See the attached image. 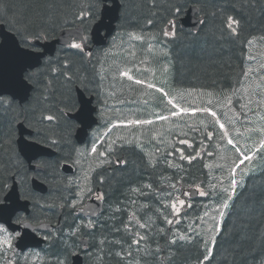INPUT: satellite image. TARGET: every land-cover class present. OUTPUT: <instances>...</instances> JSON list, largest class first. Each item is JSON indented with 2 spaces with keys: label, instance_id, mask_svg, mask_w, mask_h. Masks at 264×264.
<instances>
[{
  "label": "snow or ice",
  "instance_id": "obj_1",
  "mask_svg": "<svg viewBox=\"0 0 264 264\" xmlns=\"http://www.w3.org/2000/svg\"><path fill=\"white\" fill-rule=\"evenodd\" d=\"M189 2L190 0L162 2L151 0L149 5L151 9H157L158 4L162 8V11H152L146 18V25L156 30L150 35H146L143 29L138 32L130 31L127 33L129 43L139 41L146 44L148 52H153L155 48L153 41L166 48L168 43L176 38L178 20L185 14V7ZM199 2L200 0H191L192 4ZM236 2L243 8L250 0ZM108 3L109 0H82L79 8L71 13V20L65 17V24L71 23L76 27L70 33L72 39L64 44L66 50L64 58H58L55 62L45 59V44L50 38V30H54L51 28L53 17L50 15L35 30H30V26L22 20L14 19L11 25L13 34L0 39V87L3 86L5 69L16 67H19L17 81L39 83L35 79L39 73H23L25 65L32 67L33 63H39L41 60H44V67L49 72L63 77L65 82H73L74 62L71 55L81 58L87 56L89 59L93 57L92 51L87 47L88 40L93 35L89 29H93L95 38L100 43L107 41L111 36V25L107 22L108 14L104 10ZM4 10L3 0H0V11ZM200 11H203V8ZM209 15L214 20L219 15L221 39L229 41L239 39L241 31L239 19L233 15L213 11L204 12L197 23L206 28ZM104 29L108 30L107 35H101V30ZM115 39L112 37L113 47L117 46ZM254 39L247 40L246 44L252 45ZM261 39L264 40V37ZM131 47L135 45L131 44ZM70 50L75 51L69 55ZM248 59L253 61L256 57L250 54ZM119 75L134 81L136 85L160 93L159 102L164 106L162 111L169 113L168 115H163L162 112L152 113L155 121L148 118L127 121L128 125L138 128L149 126L147 132L141 134L149 135V142L156 145L154 152L145 155L148 156L149 168L153 171L160 169L159 181L142 184L129 190L136 197H145L146 202L140 204L138 210L131 211L127 221H121L122 226L112 229L114 233L120 234L119 238H109L107 235L98 238L94 216L91 214L84 216L83 208L79 209L80 214L74 213L77 212V204L83 203L86 198L94 196L97 201H103L105 198V193L99 189L94 190L93 179L89 173H95L97 168L112 164L111 156L116 150V141H108L111 129L102 135L94 132L90 147L84 149L77 148L63 136L52 138L44 134L43 129H37L35 137L26 140L21 148L27 163L21 160L20 153L16 152L14 147L10 149L8 161L6 163L0 161V264H32L38 258L42 264H67L69 255H78L73 249H79L80 245L84 246V251L90 254L95 264H155L159 254L166 248L178 243L194 242L197 246L203 245L205 249L203 260L197 258L196 264H204L210 257L214 258L209 245H215L217 236L222 232L225 216L236 206V201L241 195L238 190L244 187L245 177H251L255 173L258 161H264V63H261L258 69L251 64L242 66L235 81H229L218 91L193 89L192 91L201 98L196 105L188 100L192 93L187 90H173L175 93L173 94L146 80L134 79L129 70H122ZM51 85L52 81L49 80L44 85L45 91ZM85 91H88L86 87ZM47 99L45 96L44 100ZM78 103L79 108H76L75 104L72 105L75 115L62 110H58L59 115L45 114V111H41L38 123L40 125H44L45 122L49 125L54 123L59 127L60 120L64 116H69L79 124L90 127L89 121L95 110L90 107L92 100L81 99ZM0 108L16 110L12 100L2 94ZM189 120L193 122L189 123ZM157 121L167 122L170 127L156 128L154 125ZM190 133L193 134L191 138ZM196 135L202 137L198 142L195 141ZM205 141L211 142L208 146H214V151L207 150ZM105 144L107 146L100 150ZM161 145L164 147L161 148ZM137 146L143 151L140 144ZM3 147L4 143H0V148ZM46 147L59 148L64 163L52 164L43 159ZM186 149H193L195 154L186 152ZM203 154L224 161L215 165H204L210 171L219 172L218 176H213L214 183L207 180L199 184L189 183L183 176L178 175L183 170V163H178L177 159L191 164L193 160L201 159ZM89 158L96 162L95 166L89 162ZM85 163H88L87 168L84 167ZM116 163L127 164V161L118 159ZM72 166L80 168L79 177L70 179L57 174V168L68 169ZM169 169L172 170V174L166 176L165 173ZM51 181L57 182V185L62 186L68 194L60 197L62 202L59 204L61 209L67 208L68 215L72 217L70 223L65 221V227L54 228L50 221L45 224L35 216L21 215L24 205L18 203L20 199L34 201L33 207L36 208L54 207L40 205L39 200L32 194L33 189ZM104 182L102 175L97 176L95 183L103 185ZM183 183H188L187 190L182 188ZM18 191L23 195H17ZM197 198L212 199L215 206L211 211L205 207L203 214L196 213L193 217L189 210L194 208L193 201ZM131 203L136 204L137 200L132 199ZM125 211L127 209L122 204L113 208L112 218H116V213ZM34 219L37 220L36 224L32 222ZM201 224L207 226L201 228ZM40 229L47 231L41 235ZM36 236L47 242L46 249L37 251L38 245L31 243V239ZM153 243L156 245L154 250L151 249ZM149 256L153 259H148ZM258 264H264V257Z\"/></svg>",
  "mask_w": 264,
  "mask_h": 264
},
{
  "label": "trees",
  "instance_id": "obj_2",
  "mask_svg": "<svg viewBox=\"0 0 264 264\" xmlns=\"http://www.w3.org/2000/svg\"><path fill=\"white\" fill-rule=\"evenodd\" d=\"M162 2V0H161ZM82 0H3L4 11H0V24H5L6 27L12 31V23L14 19L22 20L30 26V30L38 28L44 20L50 15L54 22L51 25L49 39L57 37L61 30L69 27H76L71 23H64L65 17L70 21L71 13L79 8ZM151 0H122L121 17L119 22L120 35H123L118 42L122 48H127L125 36L130 31L144 30L146 35H150L156 29L146 25V18H148L152 11H162L158 4L157 9L149 7ZM235 4V7H234ZM190 6H196L199 14L203 17L204 12L211 13L216 11L228 15H233L240 20V36L237 41H229L220 38L219 33V15L214 20L211 15L207 17V27H200L198 31H193L190 28H181L180 20L177 23L178 34L176 38L168 43L164 48L160 44L155 45L152 54L156 58L158 54L167 53L164 55L163 63L167 76L172 83L184 90L197 91H214L219 90L221 86L229 81H235L237 74L241 67L247 66L246 57L248 55L249 45L246 41L253 38L264 37V0H250L241 8L240 3L236 0H200L199 3L192 4L191 0L186 5L185 11ZM203 8V11L200 9ZM184 15V14H183ZM90 31V29H89ZM124 37V38H123ZM134 42V41H133ZM139 42V41H136ZM75 50H70L71 52ZM161 52V53H160ZM99 53V55H97ZM129 50L123 52V58L120 60L115 53H108L104 55L102 49L96 51L91 61L87 57L71 55L74 62L73 67V82H65L64 78L58 76L56 73L49 72L44 63L35 72L39 73L36 80L31 84L34 85V91L30 100L24 105H19L18 102L13 101L15 111L0 108V143H4V147L0 148V161L7 162L10 149L15 148L17 139V125L23 122L31 129H43L44 134L57 138L63 136L65 139L73 140V130L75 123L64 116L59 123V127L53 124L49 125L45 122L44 125L38 123L39 113L45 111V114L59 115L58 110L64 112L72 111V105H77L75 87H85L88 91L93 92L92 84H97V76L102 72V63L112 67H116V62L130 58ZM66 54L64 48H59L55 57L51 58L55 62L58 58L63 59ZM97 58L101 60L97 63ZM157 59H155L156 61ZM157 63V61H156ZM155 63V64H156ZM55 63L53 67H55ZM156 68V65H152ZM79 77V78H77ZM52 81L51 87L45 91L44 85ZM96 85V94L101 91ZM104 94V93H103ZM48 97L47 101L44 97ZM10 99L8 97H5ZM68 105L66 108L65 105ZM77 107V106H76ZM21 108H27V111H20ZM31 125V126H30ZM35 137V136H34ZM11 141L10 143H5ZM141 147L137 143L129 145H116V158L127 161V164L112 165V170H105L104 184L101 185L104 198V211L100 217L96 219L97 228L95 230L96 236L102 238L107 235L109 238H119V233H114V227H120L121 221H127L130 212L138 210L140 204L145 203V197H136L132 195L129 190L133 187H138L142 184L154 183L159 181L160 169L153 171L147 165L148 157L145 155V149L155 148L154 142L145 141ZM58 150H60L58 148ZM66 151V150H65ZM19 153V152H18ZM62 153L51 160L52 164H56L62 160ZM21 157V156H20ZM210 157L203 156L201 159H196L191 164L186 161L183 163V170L178 173L183 176L189 183L199 184L201 181H209L214 183L213 176H218L219 172L205 168V164L215 165L217 163L209 160ZM21 160H23L21 158ZM57 174L62 176L56 169ZM172 170L169 169L165 175H171ZM9 183H11L9 181ZM50 190L47 195L41 196L32 191L34 197L39 200L40 205H49L54 207H33L31 216H35L39 221L53 222L57 219L59 213V204L62 202L60 197L68 195L63 192L62 186H58L57 182L51 181L49 184ZM188 183H183L182 188L186 189ZM241 195L236 201V206L229 210L224 218L222 232L217 236L215 245H209L212 249L211 258L204 261V264H258V261L264 257V161H258L256 171L251 177H245L244 187L238 190ZM62 194V195H61ZM23 195V193H22ZM136 199L137 203L132 204L131 200ZM194 208L189 210L191 216L196 213L203 214L205 207L209 211L215 206L212 199L202 200L200 198L193 201ZM127 209L124 213H116V218L113 219L112 209L121 205ZM64 215L62 216V227H65V221L69 223L72 217L68 215L69 210L64 208ZM32 222L37 223V220ZM185 225H181L184 227ZM207 225L201 224L204 228ZM47 243V242H46ZM161 243H163L161 241ZM48 247V244L44 249ZM143 248L144 246L141 245ZM156 245L151 244V249L154 250ZM74 252H80L84 256V264H95L94 260L90 258V254L84 251V247L80 245L79 249H73ZM205 249L203 245L197 246L194 242L192 244L178 243L166 248L159 254L155 264H196L197 258L203 260ZM141 255H145L141 253ZM71 257L67 258V264H71ZM148 259H153L151 256ZM32 264H42L40 259L33 261Z\"/></svg>",
  "mask_w": 264,
  "mask_h": 264
},
{
  "label": "rangeland",
  "instance_id": "obj_3",
  "mask_svg": "<svg viewBox=\"0 0 264 264\" xmlns=\"http://www.w3.org/2000/svg\"><path fill=\"white\" fill-rule=\"evenodd\" d=\"M125 41L129 45L128 54L130 55V58H127L128 61H123V60L120 61L119 66H117L116 72L115 70L107 67L106 74H103L102 75L103 78L100 80V87L102 91H104L103 92L104 94L101 97V99L105 102V104L109 103V105H111V107L109 108H105L104 106L102 107L103 108L102 118H104V120L106 121L110 120L111 123L114 122L113 119H116L115 123L110 124L111 135L108 137L109 142L116 141V145H117L119 144L120 141H122L124 144L137 143L142 146V144H144L145 142L143 141V139L145 137L149 138V135L147 134L142 135L141 133H146L149 126H145L144 128L131 126L128 125L127 123L128 119L148 118V119H153L155 121V116L152 115V113L162 112L163 115H168L169 113L167 111H162L164 106L159 102L160 93L155 92L154 89H148L145 86L136 85L134 81L128 80L127 77L120 76L119 73L122 70H129V74L132 75L134 79L146 80L147 82L155 84L157 87H163L165 91H169V92H173V90H177L181 88L175 86L171 81L173 79L167 77L169 73L166 71V68L164 66L166 64V61H164L165 64L163 63L164 55L158 54L155 58L152 54L155 51L153 50V52H148L146 44H142L141 42H131V44L135 45V47H131L129 41L127 39ZM118 42L120 41L118 38H116L115 43L119 44ZM260 44L261 42L258 43L257 41H255L251 45V50L253 51L254 53L253 55L256 57V60L250 61V64L256 69L259 68L257 61L259 59H262V57H264V50L262 52H258L259 50L257 51V49H259L260 47ZM113 50H116V47L112 46L111 50L108 49L107 53H111ZM131 53H134V55H132ZM116 57L121 60L123 58V53L120 52L119 50H116ZM155 59H157L156 60L157 63ZM151 63L153 64V66L156 65V68L153 69L155 70L154 73H151V71H149V67H150L149 65ZM108 75L110 77L116 76L114 82L115 84H117V90L114 83L107 84ZM187 92L192 93L190 96H188V100H190L194 105L199 104L201 98L196 94V92H193L192 90L191 91L187 90ZM115 93H117V95L119 96L122 95L125 98H123L122 100H116L115 103L114 101ZM173 94L175 93L173 92ZM107 117H111V118H107ZM192 122H193L192 120H189V123ZM118 125L120 126L123 125L124 129H122L121 131H116L115 128ZM154 127L168 128L170 127V125L167 122L157 121ZM101 129L97 131H93V133L95 132L97 135H102L103 133L106 132V128L102 129L103 131ZM131 129L140 130V132L130 134L129 131ZM185 131H187V129H185ZM93 133L91 135L92 138L91 142L93 140ZM105 146L107 145L105 144L104 147ZM160 147L163 148L164 146L161 145ZM179 147H185V146L179 145ZM155 148L145 149V153H152L155 151ZM80 149H84V148H80ZM112 157H114V154H112L111 160ZM106 166L108 165L106 164L104 167ZM80 175H81V170H80ZM89 175H91V173H89Z\"/></svg>",
  "mask_w": 264,
  "mask_h": 264
},
{
  "label": "water",
  "instance_id": "obj_4",
  "mask_svg": "<svg viewBox=\"0 0 264 264\" xmlns=\"http://www.w3.org/2000/svg\"><path fill=\"white\" fill-rule=\"evenodd\" d=\"M109 2H112V5H107L106 8L104 9L107 14H108V20L107 22L110 23L111 25V35L114 33V30L116 29V22L119 20L118 17H120V9H121V3L119 0H109ZM198 13V9L196 7H190L189 10H187L186 15H184L185 17L182 19V25L184 28L188 27V28H193L194 30H197L200 25L197 23V20L200 19L197 17ZM73 29H69V30H64L62 32H60L61 34L59 35V37L55 40L52 41H47V43L45 44V53L46 56H52L55 54L57 47L58 46H64L66 41H70L72 39L71 36V31ZM93 32L92 35V44H94V46H103L106 45L105 41L103 43H100L94 35V31L93 29L91 30ZM105 31L104 35L108 34V30L104 29L101 30V35H103V32ZM0 39H3V36H7V35H12V33L8 32L6 30V28L4 26L0 27ZM110 37V36H109ZM88 49L92 50V48L88 47ZM42 63V60L39 63H33L32 67H27L26 65L24 66V73H26V71L28 70H34L36 68H38ZM19 72V67L16 68H7L5 69L4 75H3V86L0 87V94L2 95H7L9 97H12L14 100L19 101L20 103H24L25 101L28 100L30 93L32 92L33 86L29 83H24L23 81H17L16 78V74ZM77 97H78V101L81 99H91L92 103L90 105V107H92L93 109H95L92 112V117L91 120L89 121L90 123V127H85L84 125H81L80 127H78V129L76 130V140L77 143L83 144L84 141H86L87 137H88V133H89V129H92L97 123L98 120L97 118H95V112H96V107L93 106L94 104V96L91 97H87L86 94H84L83 90H80L79 88L77 89ZM80 107V105H78ZM75 115V114H72ZM18 129H19V139L17 141L18 143V148L19 151L22 155L23 158L24 154L21 151V148L24 144V142L27 140L25 138V135L31 134L30 130L26 128V126L24 124H19L18 125ZM45 155L44 156H52L54 155V152H52L50 149L45 148L44 149ZM27 161V160H26ZM67 171L72 172V169H66ZM35 191H38L40 193H47L48 192V188L46 185L42 184L39 187L35 188ZM19 194V191L17 193V195ZM19 204L24 205V208L22 210V212H25L26 214H29V202L28 201H22L21 199L18 201ZM99 213V211L97 212V214ZM46 229H40V231H44ZM31 243L33 245H38V249L42 248L43 245L45 244L44 241H42L40 239V236H36L35 238L31 239ZM72 264H83V258L80 255H76L73 257L72 259Z\"/></svg>",
  "mask_w": 264,
  "mask_h": 264
},
{
  "label": "flooded vegetation",
  "instance_id": "obj_5",
  "mask_svg": "<svg viewBox=\"0 0 264 264\" xmlns=\"http://www.w3.org/2000/svg\"><path fill=\"white\" fill-rule=\"evenodd\" d=\"M93 188H94V185H93ZM95 189H98V188H95ZM61 195H62V194H61ZM62 196H67V195L64 194V195H62ZM69 198H71V197H69Z\"/></svg>",
  "mask_w": 264,
  "mask_h": 264
}]
</instances>
